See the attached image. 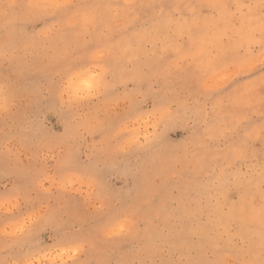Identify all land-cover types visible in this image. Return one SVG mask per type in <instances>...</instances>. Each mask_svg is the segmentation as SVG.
<instances>
[{
	"label": "rangeland",
	"instance_id": "obj_1",
	"mask_svg": "<svg viewBox=\"0 0 264 264\" xmlns=\"http://www.w3.org/2000/svg\"><path fill=\"white\" fill-rule=\"evenodd\" d=\"M69 2L91 21L74 36L0 15V264L259 260L264 138L241 129L264 84L232 85L258 64L262 0ZM99 61L77 99L69 73Z\"/></svg>",
	"mask_w": 264,
	"mask_h": 264
},
{
	"label": "snow or ice",
	"instance_id": "obj_2",
	"mask_svg": "<svg viewBox=\"0 0 264 264\" xmlns=\"http://www.w3.org/2000/svg\"><path fill=\"white\" fill-rule=\"evenodd\" d=\"M208 7H220L222 5L213 4L207 5ZM77 5L72 4L69 0H42L40 3L24 2V0H9L7 4L0 6V15L4 17V25L7 27L13 22V18L21 15H34L39 17H50V23L53 25L59 24L61 27L57 29L53 38H56L60 32H63L66 36H74L80 34L85 26L91 21L89 18L81 16L77 11ZM132 8L144 7V5H130ZM151 7V5H149ZM173 7H179L174 5ZM262 7H264V0H262ZM255 53V57L258 59V64L251 70H242L238 79H234L232 87L240 84H251L259 81L264 84V36L259 41L258 49H251ZM99 52L101 49H96ZM98 68L99 71H91V68ZM107 65L104 61H99L95 65H88L87 70L81 67L79 70H72L69 73V86H74L77 79H79L86 88L84 91L87 95H80L81 89L77 88V99H86L92 94L93 85L101 81H104L107 75ZM242 104H247L248 97L242 95L238 97ZM262 106H264V96H261L260 100ZM264 115V111H262ZM257 131L259 135L264 138V120L259 124L255 122L246 125L241 131L244 135H248L250 131ZM261 224L264 225V213L261 215ZM23 230H21V234ZM65 247H71V245H65ZM264 248V244H262ZM248 264H264V251L261 252L259 260L248 262Z\"/></svg>",
	"mask_w": 264,
	"mask_h": 264
}]
</instances>
